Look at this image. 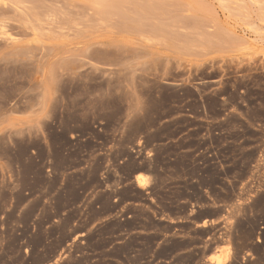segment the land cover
I'll return each instance as SVG.
<instances>
[{"label":"rangeland","instance_id":"374dc122","mask_svg":"<svg viewBox=\"0 0 264 264\" xmlns=\"http://www.w3.org/2000/svg\"><path fill=\"white\" fill-rule=\"evenodd\" d=\"M47 165L68 170L65 192L31 236L39 197L19 234L21 191L45 186ZM147 186L154 199L128 208L134 218L97 223ZM93 194L101 208L44 230ZM153 209L192 219L158 250L160 234L128 232L172 229ZM212 253L264 264V0H0V264H215Z\"/></svg>","mask_w":264,"mask_h":264},{"label":"crops","instance_id":"0c3cea01","mask_svg":"<svg viewBox=\"0 0 264 264\" xmlns=\"http://www.w3.org/2000/svg\"><path fill=\"white\" fill-rule=\"evenodd\" d=\"M17 166H15L14 171H18L21 170V168H16ZM50 168L48 165L46 166V185L41 187V188H26L23 189L21 191V193L25 196V200L19 205L18 207V211L16 213V229L17 232L19 234H22L23 228L25 226V215L28 212V210H30L32 208V206L34 205L35 201L39 198L42 197V201L41 204L39 205V207L32 212L31 216H30V220H29V226H30V233L29 235H33L35 233H37L39 231V222L40 220L44 217L45 215V211L46 209H48L49 207L52 208L53 207V197L55 195V193H59L61 192L62 194H64L65 192V186H66V178L65 175L66 173H68L67 169H59V170H53L52 173L50 172ZM54 174H59L61 175V182L59 184V186L57 187V190H50L49 189V183L52 179V176ZM143 174H145V172H143ZM138 175V174H137ZM37 174H32L31 175V179L35 180ZM106 184V183H104ZM150 186V185H149ZM149 186L147 187H143V189L146 191V195H144L143 199L141 202H137V201H125L123 205L116 206L115 204L119 201L117 196H113L112 197V205L115 208L105 212L102 211L101 214L99 215V217L97 218V223L102 222V221H106L109 219H120V220H128L130 218H134L135 214L132 213L131 211L128 210V208L132 207H137L138 205L142 204L144 206L143 209H145V205H147V201H151L154 198L150 195V190L148 189ZM120 186H117V188H119ZM14 190V195L16 196V194L19 193V188L16 186L15 188H13ZM97 199V195L93 194L91 197H88L87 195H82L81 199L79 201L76 202L75 204H72L71 206H67L65 209H63L61 211L60 214L51 217L50 221L47 222L44 226V230L47 232L48 228L54 223V222H60L63 221L65 219V216L67 215L68 211L73 208V207H82V206H88L89 204L93 203L95 208L99 209L101 208V204L96 200ZM15 203H16V198H15ZM16 205V204H14ZM151 212V218L154 221H159V222H166L170 225H172V229L170 230H161L158 228H141V229H133L130 230L128 232H143L145 234H153V233H158L161 235V237L156 241V247L155 250H158L160 248H162L163 246H165V242L166 240L170 239L171 237H179L182 236L181 233V227L180 225L184 222L187 221H192L191 218H188V216H171L169 213L161 210V209H153L150 210ZM197 213V212H196ZM190 216H193L194 213H190ZM206 220H209L208 223H206ZM212 221V219H202L201 221H197L195 223L194 228L197 227H203V226H207L208 224H210ZM76 224H74L75 226ZM47 242V241H46ZM33 247H30V249L32 250ZM45 249V245H42L41 247L38 248V250L43 251ZM69 250V248L67 249ZM176 251H174L172 253V256H175ZM167 258H164L160 255L155 256V260L157 262H160L162 260H166ZM45 264H52L51 261L45 263Z\"/></svg>","mask_w":264,"mask_h":264},{"label":"bare ground","instance_id":"6f19581e","mask_svg":"<svg viewBox=\"0 0 264 264\" xmlns=\"http://www.w3.org/2000/svg\"><path fill=\"white\" fill-rule=\"evenodd\" d=\"M148 3H149V2H148ZM123 4H124V3H123ZM124 5H125V4H124ZM136 5H137V3H136ZM138 5H139V4H138ZM144 5H145V3H144ZM144 5H143V6H144ZM151 5H152V3H151ZM119 6H120V5H119ZM121 6L124 7L122 4H121ZM141 6H142V5H141ZM141 6L139 5V7H141ZM148 6H149V5H145V9L148 10V8H146V7H148ZM152 6H153V7H152V10L155 11L154 13L156 14V11L159 13V10L161 11V9H163L164 6H166V8H167L168 5H164V6L162 5L163 7H161V8L158 7V4H157V5L155 4V5H152ZM155 6H157V8H158L159 10H158L157 8H155ZM137 7H138V6H137ZM172 7H173V6H172ZM172 7L169 6L168 8H171V10H172ZM154 8H155V9H154ZM137 9H141V10H142L143 7H141V8H137ZM145 9H144V10H145ZM164 9H165V8H164ZM123 10H124V9H123ZM149 10L151 11L150 8H149ZM149 10H148V11H149ZM165 10H166V9H165ZM169 10H170V9H169ZM173 10H175V9L173 8ZM173 10H172V12H173ZM104 11H107V9H105ZM104 11L102 12V13H103L102 15L105 16L106 13H105ZM150 11H149V12H150ZM153 11H152V12H153ZM99 12L101 13V10H100ZM144 12H145V11H144ZM161 12H162V13H160V15H161V16L164 15V16H162V17L168 16V15L170 14L168 11H167L168 14H167V13H164V14H163V10H162ZM164 12H166V11H164ZM100 13H98V14H100ZM104 13H105V14H104ZM123 13H124V12H123ZM129 13H130V12H129ZM133 13H134V12H133ZM145 13H146V12H145ZM146 14H148V12H147ZM149 14H150V13H149ZM171 14L175 15V13H171ZM100 15H101V14H100ZM153 15H154V14H153ZM157 15H158V14H157ZM107 16H109V15H107ZM119 16H120V14H119ZM129 16H130V15H129ZM176 16H177V15H176ZM176 16H175V17H176ZM149 17H150V16H149ZM151 17H152V16H151ZM153 17H154V16H153ZM159 17H160V16H159ZM159 17H158V18H159ZM133 18H135V17H133ZM144 18H145V16H144ZM160 18H161V17H160ZM170 18H171V17H170ZM170 18H168V19L163 18V19H164V20L166 19L165 21H167V20L170 21V20H171ZM172 18H173V20H174V17H173V16H172ZM123 19H125V20L127 21L128 18L126 19L125 16H123ZM130 19H132V18H130ZM130 19H129V20H130ZM135 19H136V18H135ZM145 19H146V18H145ZM153 19H154V18H153ZM153 19H151V20H153ZM163 19H161V20L158 19V20H159V22H158L157 17H155V20L158 22V26H159V23H163V21H164ZM175 19H176V18H175ZM146 20H147V19H146ZM149 20H150V19L148 18L147 21L149 22ZM151 20H150V21H151ZM155 20L152 22V24L155 23ZM162 20H163V21H162ZM133 21H134V20H133ZM136 21H137V19H136ZM165 21H164V22H165ZM122 22H124V21H122ZM149 23H150V22H149ZM155 24H156V23H155ZM155 24L153 25L154 27H155ZM156 25H157V24H156ZM160 27H161V26H160ZM160 27H158V28H160ZM158 28H156V29H158ZM161 28H162V27H161ZM154 30H155V29H154ZM158 30H161V29H158ZM163 30H166V29H163ZM205 30H206V29H205ZM205 30H204V31H205ZM196 31H197V30H196ZM161 32H163L162 34L165 33L164 31H159L158 33H161ZM197 32H198V31H197ZM207 32H208V31H207ZM208 33H209V32H208ZM192 35H193V34H192ZM199 36H200V35H199ZM137 177H138V179L141 180V181L145 180V176H143L142 173H139V174L137 175ZM209 259H210V262H211V263L213 262V263H215V264H222V263L225 262V259H224L220 254H218V253H217V254H216V253H212V254H210V255H209ZM226 260H227V259H226Z\"/></svg>","mask_w":264,"mask_h":264}]
</instances>
